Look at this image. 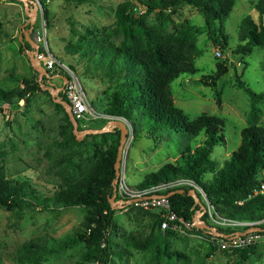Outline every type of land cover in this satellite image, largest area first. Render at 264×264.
Masks as SVG:
<instances>
[{
	"label": "rangeland",
	"instance_id": "rangeland-1",
	"mask_svg": "<svg viewBox=\"0 0 264 264\" xmlns=\"http://www.w3.org/2000/svg\"><path fill=\"white\" fill-rule=\"evenodd\" d=\"M125 1L136 3V0H45L46 9L39 11L34 22V29L45 26L50 49L59 60L75 70L92 106L102 113L113 89L112 81L98 74H85L84 69L90 67L86 63L87 57L79 52H70L69 46L92 32L101 34L116 30L115 10ZM256 1H235L223 22V34L226 35L224 49H221L220 39L216 42L209 36L204 15L196 8L185 5L175 12L166 10L161 15L159 9L146 12V8L136 3L139 14L146 15L149 26H164L169 33L186 26L192 27V62L197 74H180L171 82L170 89L175 107L191 120L201 114L223 120L220 133L224 136V144L215 146L211 153V159L218 166L239 147L241 131L250 123V98L240 82L256 92H264V67L261 65L264 46H254L245 54L233 52L237 45L244 43L239 37L241 19L249 14L256 22L260 21L254 9ZM24 10V3L20 0H0V87L14 91L21 87L16 77L34 81L38 76L30 64L27 51L20 50L23 31L28 30L29 27L26 29L25 26L31 21L27 14L24 15ZM261 20L264 23V17ZM111 41L118 44L121 36L112 35ZM218 64H222L225 71L215 81V86L201 83L200 77L210 82L207 76L217 72ZM51 81L58 87L62 83L57 76L51 77ZM55 103L52 92L42 89L31 96L28 105L25 106L21 100L13 110L6 107L0 113V178L29 181L37 190L51 195L60 185L81 177V173L74 171L73 174L58 162L65 160V155L70 154L71 160L86 166L95 159L92 148L88 146L92 141L101 139V132L89 131L105 127L110 116L77 121L79 132L83 135L77 139H86V143L62 148L55 142L62 139L59 130L63 114ZM255 122L264 128V101L258 103ZM126 123L129 137L122 153L121 172L123 169L127 184L134 187L163 165L176 163L185 147L194 148L203 140V131L192 140L163 133L162 138L154 143L145 130L134 138L133 127ZM109 143L110 140L106 144ZM80 172L83 173L84 168ZM195 188L201 192V198L208 206L207 216L204 212H196L193 219L197 228L175 232L170 237L171 249L184 253L187 260L175 258L167 262L163 256L153 257L151 247H136L133 238L142 241L150 233L159 232L154 225L158 210L127 208V205L118 202L114 204V228L110 236L115 253L108 264H264V242L258 243L245 260L217 248L210 251L212 232L219 233L218 229L225 227L218 224L221 220L213 213L201 189L198 186ZM85 213L83 205L59 211L30 207L7 210L0 206V264H78L86 247L83 241L72 242L70 239L80 228ZM66 241L67 245L62 246V242ZM29 245H33L30 250L36 251V245L42 248L36 261L26 259L31 252L26 249Z\"/></svg>",
	"mask_w": 264,
	"mask_h": 264
},
{
	"label": "trees",
	"instance_id": "trees-1",
	"mask_svg": "<svg viewBox=\"0 0 264 264\" xmlns=\"http://www.w3.org/2000/svg\"><path fill=\"white\" fill-rule=\"evenodd\" d=\"M44 1L41 0L45 10ZM235 1L136 0V3L146 8V12L159 9L161 15L166 10L175 12L185 5L196 8L204 15L209 36L216 42L220 39L221 49H224L226 35L223 34V22L230 14ZM136 3L125 1L117 6L116 30L101 34L92 32L90 36H83L69 47H71L70 52H79L80 55L87 57L86 63L90 67L84 69L85 74H98L112 81L113 89L103 113L125 119L134 129V138L145 130L147 137L154 143L162 138L163 133L192 140L203 131L201 144L194 148L185 147L176 159V163H167L156 172L148 174L137 187H148L180 178L190 179L201 189L218 215L238 220L263 218L264 193L250 198L248 196L257 188V178L264 168V128L256 125L255 122L258 103L264 101V92H256L244 82H240L250 98L248 114L250 123L241 131L239 147L218 166L215 160L211 159V153L215 146L224 144V136L220 133L223 120L206 114L191 120L181 109L175 107L170 89L171 82L180 74H197L192 62L194 52L192 27L186 26L169 33L165 31L164 26L158 28L149 26L146 15L139 14ZM254 9L260 21L256 22L249 14L241 19L239 37L244 43L237 45L234 53L245 54L254 46H264V23L261 20L264 17V0H257ZM29 25L28 22L25 28L27 29ZM112 35H120L121 41L118 44L112 42ZM22 39L21 52L30 50L31 47L23 35ZM261 65L264 67V59ZM224 71L225 67L218 64L217 72L207 76L210 82L204 80V77H200L199 81L205 85L215 86V81ZM16 80L21 86L19 90L0 87V113L5 110L3 104H7L8 110H13L17 102L22 100L26 106L31 96L37 90H42L38 78L29 81L24 77H16ZM51 82L49 77L42 79L45 86ZM54 86L58 85L54 84ZM59 96L66 101L63 91L59 92ZM55 106L63 114L59 130L62 139L56 140L55 143L62 145V148L85 144L86 139L78 140L74 134L72 122L64 107L59 103H55ZM100 137L99 141H92L88 146L92 148L94 152L92 156L95 159H92L87 166L71 160L70 154L65 155V160L58 161L73 174L76 171L81 173V177L74 182L67 181L60 185L51 195L37 190L29 181L18 182L0 178V206L7 210L30 207L59 211L75 205L86 207L80 228L70 239L72 242L83 241L86 247L78 264H108L112 254L115 253L110 236L114 228L116 210L111 206L110 197L113 190L112 181L115 177L114 162L120 131L114 129L111 132L100 133ZM108 140L110 143L106 144ZM105 145H107L106 149ZM82 168H84L83 173L80 172ZM191 190L195 191V196L190 194ZM166 193H170L171 207L177 216L189 221H192L196 212H204L207 216L202 194L194 186L182 185ZM240 200L242 203L239 204ZM160 222L159 213H156L154 225L159 232L150 233L142 241L133 238L134 245L142 249L151 247L153 257L163 256L167 262L175 258L187 260L184 253L172 250L170 247V237L176 231L170 229L162 231ZM261 227L264 228V225ZM230 230L232 229H223V231ZM64 245H67V241L62 242V246ZM32 246L26 247L27 251H31L26 259L31 262L36 261L42 251L37 245L35 248L38 252L30 250ZM215 249L216 247L210 244V251ZM255 249L256 245H252L238 250L234 255L240 260H245Z\"/></svg>",
	"mask_w": 264,
	"mask_h": 264
},
{
	"label": "built area",
	"instance_id": "built-area-1",
	"mask_svg": "<svg viewBox=\"0 0 264 264\" xmlns=\"http://www.w3.org/2000/svg\"><path fill=\"white\" fill-rule=\"evenodd\" d=\"M34 1L37 4L38 13L39 11H44L41 0ZM30 6L32 7V4H30ZM31 35L32 39L38 44L36 57L45 69L50 72L49 74H52L50 76L54 77L58 74L66 76L67 80L63 85V93L66 96V101L75 119L77 121H90L92 119H101L108 116L92 106L75 70L68 64L59 60L52 52L47 40L45 26L42 25L40 29H34L33 27ZM3 107L6 110L7 104H3ZM110 118L113 117L110 116ZM117 118L126 122V120L121 117ZM257 181V188L253 190L248 198L264 193V168L261 169ZM182 185L197 186L190 179L180 178L148 187H134L127 184L124 170L122 169L116 183V199L121 204L127 205V208L139 207L158 210L161 219L160 228L162 231L170 229L176 232H185L193 229V227L197 228L195 219L189 221L177 216L171 207V201L169 199L170 193H166L168 190ZM203 196L205 197L204 193ZM207 203L211 206L208 200ZM238 203L240 204L242 201L240 200ZM206 211H208L207 205ZM213 213L220 218L221 222L218 223L219 225L232 229L230 231L218 229L220 231L219 233L216 231H214V233L212 232L211 244L217 249L235 254L240 249L264 242V228L261 227L264 225V217L255 220L224 218L218 215L214 211V208ZM102 245H104V242H102Z\"/></svg>",
	"mask_w": 264,
	"mask_h": 264
},
{
	"label": "water",
	"instance_id": "water-1",
	"mask_svg": "<svg viewBox=\"0 0 264 264\" xmlns=\"http://www.w3.org/2000/svg\"><path fill=\"white\" fill-rule=\"evenodd\" d=\"M20 1H22L24 3L26 13L31 19V21H29L30 25H29L28 30L23 31V37H24L25 41H27L31 47V49L27 51V56L29 58L30 64L33 67V69L38 73L37 78L39 80V83H40L42 89L43 90H50L52 92L53 101L61 104L64 107L66 113L69 116L70 121L73 124V132L77 136V138L80 139L83 135L79 132L78 122L75 119V117L73 116V114L71 113L70 107H69V104L67 103V101L63 100L59 96V92L63 91V85L66 83V80H67L66 76L63 74L57 75V77H59L62 80V83L59 87L54 86V83H52V82L48 86H45L42 83L43 77L51 78L52 76H50L49 72L45 69V67L37 59L36 53H37V49H38V44L30 36V34L33 30V27H34V22L37 18V14H38L37 4L35 3L34 0H20ZM30 4H32V7L30 6ZM114 129H118L120 131V139H119V145H118V150H117V154H116V159L114 162L115 177L112 181L113 190H112V196L110 197V203H111L112 208H114L115 203L119 204L118 200L116 199V194H117L116 183H117V180L121 174L122 153H123V149L125 146V142H126L127 138L129 137V133H128L129 128H128L127 123L124 120L119 119L117 117H113L107 121L105 127L98 129V130L89 131L91 133L92 132L103 133V132H111ZM104 148L106 149L107 145H105ZM178 191H181V190H178ZM190 194L192 196H195V191L191 190ZM202 208H203V206H202Z\"/></svg>",
	"mask_w": 264,
	"mask_h": 264
},
{
	"label": "crops",
	"instance_id": "crops-1",
	"mask_svg": "<svg viewBox=\"0 0 264 264\" xmlns=\"http://www.w3.org/2000/svg\"><path fill=\"white\" fill-rule=\"evenodd\" d=\"M27 13H26V10H24V15H26ZM57 76V75H56ZM108 121V120H107Z\"/></svg>",
	"mask_w": 264,
	"mask_h": 264
}]
</instances>
